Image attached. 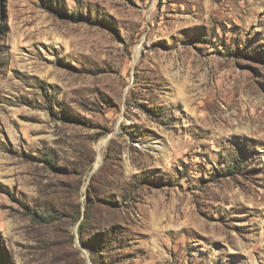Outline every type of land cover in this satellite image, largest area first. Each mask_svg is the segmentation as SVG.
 <instances>
[{
	"label": "rangeland",
	"instance_id": "1",
	"mask_svg": "<svg viewBox=\"0 0 264 264\" xmlns=\"http://www.w3.org/2000/svg\"><path fill=\"white\" fill-rule=\"evenodd\" d=\"M0 264H264V0H0Z\"/></svg>",
	"mask_w": 264,
	"mask_h": 264
}]
</instances>
